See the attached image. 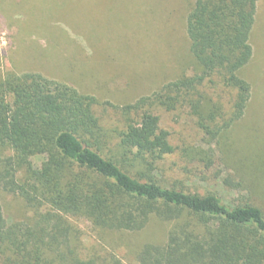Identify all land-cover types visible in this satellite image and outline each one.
<instances>
[{
	"label": "trees",
	"instance_id": "trees-1",
	"mask_svg": "<svg viewBox=\"0 0 264 264\" xmlns=\"http://www.w3.org/2000/svg\"><path fill=\"white\" fill-rule=\"evenodd\" d=\"M257 4L193 0L184 28L194 73L181 71L151 95L115 106L120 128L96 115L94 96L66 83L34 72L0 77V193L32 211L8 222L0 202V264H124L112 252L82 256L79 230L67 216L103 231L173 222L163 244L141 245L136 264H264L259 207L156 176L175 148L151 108L188 109L208 140L219 143L252 100L240 71L254 58ZM41 154L36 169L31 157Z\"/></svg>",
	"mask_w": 264,
	"mask_h": 264
},
{
	"label": "rangeland",
	"instance_id": "rangeland-1",
	"mask_svg": "<svg viewBox=\"0 0 264 264\" xmlns=\"http://www.w3.org/2000/svg\"><path fill=\"white\" fill-rule=\"evenodd\" d=\"M192 3L0 0V77L34 72L66 83L94 96L96 115L107 127L120 128L115 106L151 95L181 71L194 73L184 28ZM257 5L254 58L240 71L252 85V100L219 143L208 140L188 109L151 108L175 148L159 162L157 177L188 191L215 192L225 202L248 200L264 213V0ZM43 159L42 154L31 157L36 169ZM0 202L8 222L32 216L13 194L1 192ZM66 219L79 230L82 256L112 252L124 264H136L143 243L163 244L173 224L153 219L138 231H103L81 216Z\"/></svg>",
	"mask_w": 264,
	"mask_h": 264
}]
</instances>
